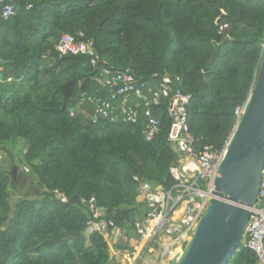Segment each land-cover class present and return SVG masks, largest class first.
Instances as JSON below:
<instances>
[{
	"label": "trees",
	"instance_id": "obj_1",
	"mask_svg": "<svg viewBox=\"0 0 264 264\" xmlns=\"http://www.w3.org/2000/svg\"><path fill=\"white\" fill-rule=\"evenodd\" d=\"M6 1L15 13L0 15V148L25 141L32 191L12 204L17 169L0 170V264H118L108 239L87 233L88 201L136 237L148 211L141 182L177 183L171 118L164 103L157 106L160 130L148 140L142 106L136 123L96 117V103L81 99L106 95L94 80L102 65L60 56L56 43L63 33L91 40L102 64L128 69L140 85L170 76L189 96L197 149H222L239 120L235 108L257 80L264 0ZM257 260L241 244L228 264Z\"/></svg>",
	"mask_w": 264,
	"mask_h": 264
},
{
	"label": "built area",
	"instance_id": "obj_2",
	"mask_svg": "<svg viewBox=\"0 0 264 264\" xmlns=\"http://www.w3.org/2000/svg\"><path fill=\"white\" fill-rule=\"evenodd\" d=\"M14 13L12 3L0 0L2 17L9 18ZM80 35L83 36V33L80 32ZM56 50L60 56L86 55L94 67L102 65L94 80L106 90V95H82L81 99V103L86 99L96 103V117L136 123L142 106L146 116L144 134L152 140L160 130V119L155 109L163 103L166 105L171 118L168 140L178 154L176 165L171 167L177 183L171 188H155L148 182H141L139 198L147 204L148 211L143 219L136 222L137 236L132 238H128L114 221L107 219L103 211L96 207L95 199L91 198L88 204L93 217L88 221L87 233H102L111 248L121 240H128L134 247L128 255V264H172L174 258L184 252L209 204L214 180L231 137L222 149L206 146L198 150L188 121L189 96L175 88L168 75L163 76L158 84L144 82L140 85L128 69H114L102 64L91 40L78 39L69 33L61 34ZM146 84L149 85L144 87ZM247 102L235 108L239 119ZM262 174L256 205L251 208L242 240L244 246L255 251L257 264H264V206L257 207L264 197V169Z\"/></svg>",
	"mask_w": 264,
	"mask_h": 264
},
{
	"label": "water",
	"instance_id": "obj_3",
	"mask_svg": "<svg viewBox=\"0 0 264 264\" xmlns=\"http://www.w3.org/2000/svg\"><path fill=\"white\" fill-rule=\"evenodd\" d=\"M264 169V53L256 83L192 239L172 264H228L242 244ZM264 206V197L257 207Z\"/></svg>",
	"mask_w": 264,
	"mask_h": 264
},
{
	"label": "rangeland",
	"instance_id": "obj_4",
	"mask_svg": "<svg viewBox=\"0 0 264 264\" xmlns=\"http://www.w3.org/2000/svg\"><path fill=\"white\" fill-rule=\"evenodd\" d=\"M24 152L25 141L22 139L9 141L0 148V170L13 171L14 168L17 169V171L14 172V186L10 188L12 194V204H15L18 198L24 193H30L32 191V179L30 176H28L29 173H26V167L29 166H27L25 162H23ZM128 245L130 246V242L128 243ZM113 248H117L119 252L122 253L124 249L127 248V246L117 247L115 245ZM118 257L121 260L123 258V255H120ZM119 263H121V261Z\"/></svg>",
	"mask_w": 264,
	"mask_h": 264
},
{
	"label": "crops",
	"instance_id": "obj_5",
	"mask_svg": "<svg viewBox=\"0 0 264 264\" xmlns=\"http://www.w3.org/2000/svg\"><path fill=\"white\" fill-rule=\"evenodd\" d=\"M133 248H134L133 246H127V248L124 249V251L122 253H120L117 248H115V249L111 248V256L116 261V263H118V264H128L127 263L128 255L130 253V250H132ZM120 255H123V258L121 260L118 257ZM120 261H121V263H119Z\"/></svg>",
	"mask_w": 264,
	"mask_h": 264
},
{
	"label": "clouds",
	"instance_id": "obj_6",
	"mask_svg": "<svg viewBox=\"0 0 264 264\" xmlns=\"http://www.w3.org/2000/svg\"><path fill=\"white\" fill-rule=\"evenodd\" d=\"M111 248V247H110ZM113 248V247H112Z\"/></svg>",
	"mask_w": 264,
	"mask_h": 264
}]
</instances>
